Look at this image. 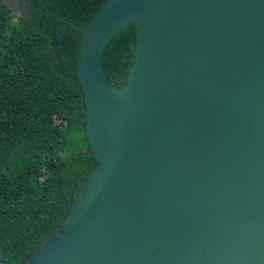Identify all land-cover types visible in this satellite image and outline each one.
Instances as JSON below:
<instances>
[{
    "label": "water",
    "instance_id": "1",
    "mask_svg": "<svg viewBox=\"0 0 264 264\" xmlns=\"http://www.w3.org/2000/svg\"><path fill=\"white\" fill-rule=\"evenodd\" d=\"M132 22L117 86L102 56ZM80 29L99 161L62 227L15 264H264V0H104Z\"/></svg>",
    "mask_w": 264,
    "mask_h": 264
},
{
    "label": "trees",
    "instance_id": "2",
    "mask_svg": "<svg viewBox=\"0 0 264 264\" xmlns=\"http://www.w3.org/2000/svg\"><path fill=\"white\" fill-rule=\"evenodd\" d=\"M104 0H30L27 16L0 0V259L29 257L61 228L98 163L85 133L78 63L85 28ZM132 22L102 56L121 86L136 61Z\"/></svg>",
    "mask_w": 264,
    "mask_h": 264
},
{
    "label": "rangeland",
    "instance_id": "3",
    "mask_svg": "<svg viewBox=\"0 0 264 264\" xmlns=\"http://www.w3.org/2000/svg\"><path fill=\"white\" fill-rule=\"evenodd\" d=\"M17 15L21 16H27L29 12V5L26 4V2H23L22 0L19 2L18 6L15 7Z\"/></svg>",
    "mask_w": 264,
    "mask_h": 264
},
{
    "label": "flooded vegetation",
    "instance_id": "4",
    "mask_svg": "<svg viewBox=\"0 0 264 264\" xmlns=\"http://www.w3.org/2000/svg\"><path fill=\"white\" fill-rule=\"evenodd\" d=\"M22 1H23V2H26V4L29 5V1H30V0H22ZM29 6H30V5H29ZM29 8H30V7H29ZM30 12H31V10H30ZM29 14H30V13H29ZM29 14H28V15H29Z\"/></svg>",
    "mask_w": 264,
    "mask_h": 264
}]
</instances>
